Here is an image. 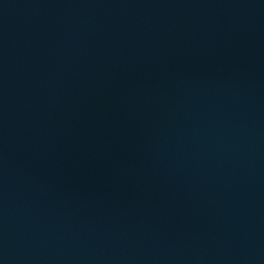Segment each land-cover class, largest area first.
Wrapping results in <instances>:
<instances>
[{"label": "water", "instance_id": "1", "mask_svg": "<svg viewBox=\"0 0 264 264\" xmlns=\"http://www.w3.org/2000/svg\"><path fill=\"white\" fill-rule=\"evenodd\" d=\"M0 264H264V0H0Z\"/></svg>", "mask_w": 264, "mask_h": 264}]
</instances>
